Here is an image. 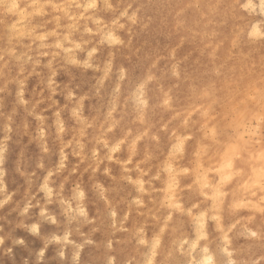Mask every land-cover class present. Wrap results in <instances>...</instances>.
<instances>
[{
    "label": "clouds",
    "instance_id": "1",
    "mask_svg": "<svg viewBox=\"0 0 264 264\" xmlns=\"http://www.w3.org/2000/svg\"><path fill=\"white\" fill-rule=\"evenodd\" d=\"M0 264H264V0H0Z\"/></svg>",
    "mask_w": 264,
    "mask_h": 264
},
{
    "label": "rangeland",
    "instance_id": "2",
    "mask_svg": "<svg viewBox=\"0 0 264 264\" xmlns=\"http://www.w3.org/2000/svg\"><path fill=\"white\" fill-rule=\"evenodd\" d=\"M45 230H47V228H45ZM17 235H22V236H25L26 240L28 241L29 243V246L30 247H39L40 246V242L38 240H35L33 237L31 236H28L26 233L24 232H18ZM16 252H17V257L19 258L20 256L22 255H25V251L24 249L22 248H17L16 249ZM51 255V252L49 253Z\"/></svg>",
    "mask_w": 264,
    "mask_h": 264
}]
</instances>
